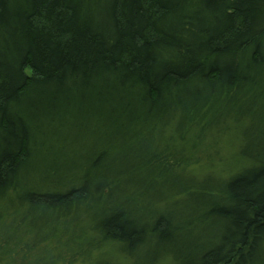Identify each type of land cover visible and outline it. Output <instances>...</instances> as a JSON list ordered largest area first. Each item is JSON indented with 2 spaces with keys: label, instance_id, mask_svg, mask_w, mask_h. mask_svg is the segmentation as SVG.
I'll use <instances>...</instances> for the list:
<instances>
[{
  "label": "trees",
  "instance_id": "16d2710c",
  "mask_svg": "<svg viewBox=\"0 0 264 264\" xmlns=\"http://www.w3.org/2000/svg\"><path fill=\"white\" fill-rule=\"evenodd\" d=\"M244 119L246 168L187 178L206 138ZM75 128L81 164L61 153ZM170 173L186 179L155 201L197 197L198 211L143 222ZM14 203L45 214L33 239L60 226L68 248L86 230L71 251L84 261L112 245L134 262L152 243L141 264H264V0H0V205ZM179 232L184 252L166 248Z\"/></svg>",
  "mask_w": 264,
  "mask_h": 264
},
{
  "label": "rangeland",
  "instance_id": "374dc122",
  "mask_svg": "<svg viewBox=\"0 0 264 264\" xmlns=\"http://www.w3.org/2000/svg\"><path fill=\"white\" fill-rule=\"evenodd\" d=\"M226 109L229 110L230 107L223 106V110ZM221 124H225L227 129H229L227 134L223 132L215 137L206 138L205 142L201 144V147L204 146V149L202 151V156L200 155V162L198 165L188 167V171L185 172L187 178H193L197 182H208L211 180L225 181L241 169L246 168V163L238 157V150L240 148V142L247 140L246 135L250 132L248 121L244 119L240 123H237L236 126H234V123L232 124L227 121ZM251 130L253 131V127H251ZM165 131L169 132L168 129L157 130L154 134V138L158 141H162V143L168 142L169 138L166 137ZM79 133L82 134V131L77 128L70 131V134L73 135L72 139L70 138L71 140L68 145L61 147V153L68 154L71 152L69 155V162H71V164L82 163V159L79 156L83 154V150L86 146L79 139ZM186 138V140L190 142V138ZM40 162L41 161H37L35 165L32 164V168L37 166ZM49 162L56 165L57 161L49 159L48 163ZM57 163L62 164L63 162L59 160ZM44 169L45 166L44 168L36 167V171L38 172L37 175L40 177L45 176L46 171ZM39 176L38 178L35 177L38 181L40 180ZM175 176L182 180L186 179L184 175L170 173L167 174L165 178H162V185L157 184L154 189L148 191L150 194L144 199L143 204L146 206L144 209H147L150 215L141 214V220L143 222H149L150 217L154 213L159 212V210H162V212H160L162 214L160 215H163L165 219L172 218L179 223L184 222L191 214L198 211L200 204L197 197L184 195L183 197H179L180 200H166L165 204H159L155 201L157 200V198H154L155 195L158 197H170L165 193V191L168 190L165 189V185L166 183L167 185L172 183ZM29 184L30 183H24V185ZM22 189H26V187ZM26 209V206L18 207L15 206V203L9 206L0 205V264H93L98 260L105 259H110L114 264H141L145 261H149L153 253V249L151 248L152 243H149L142 249L136 251L133 262L132 260L129 261L130 259H124L125 257L120 255L115 246L109 245V247H107V245H103L92 252L90 257L85 261L80 260L79 257L75 258V255H73V257L71 251L75 249V246H78V244L87 242L89 235H85L86 230L82 233V237L78 241L73 242L68 248H64V243L67 241L68 236L70 237L71 235L68 233L61 237L62 231L60 226L55 230L56 237L33 239L38 230L42 231L40 232L41 235L46 234V228L42 227L45 223L42 217H44L45 214L38 211L34 212L32 217L29 218L28 216L26 217ZM46 217L49 218L47 215ZM49 221H51V219H49ZM83 225L85 226V223H83ZM173 239H175L174 242L179 241L178 243L181 244V247H177L174 244L172 245V242H169V239H167L166 248L180 251V249L183 248L182 245L187 246L184 248L185 250L191 247L189 243H192V241L188 239L185 232H179L177 235L175 234ZM181 251L184 252L182 249ZM168 263L167 261H163L159 264Z\"/></svg>",
  "mask_w": 264,
  "mask_h": 264
}]
</instances>
